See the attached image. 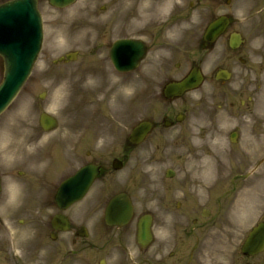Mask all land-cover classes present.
<instances>
[{"label": "rangeland", "instance_id": "1", "mask_svg": "<svg viewBox=\"0 0 264 264\" xmlns=\"http://www.w3.org/2000/svg\"><path fill=\"white\" fill-rule=\"evenodd\" d=\"M174 4L179 3L176 0H164L159 8V13L163 14L164 17V14L168 13ZM256 5H260L259 0H235L232 9H237L236 17L238 18V22H236V25L247 36L248 44L253 49H258L257 52L262 56L260 58L255 55L254 61H252L253 66L257 69L264 70V30L260 31L261 25L250 24V20L246 21L244 14L245 11ZM40 7L44 16L45 26L44 50L41 52L35 69H33L24 88L19 92L18 97L0 116V153H2L0 155L5 158L6 156L8 158L12 156L9 155L7 149H24L21 154L36 150L38 144L30 145L29 141L33 140L39 134L38 120L40 112L50 110L60 116L61 114L67 116V111L69 112L67 110V98L70 93V66H53V68L50 65V61L51 58L55 57V54H62L66 50L73 49L75 46L70 40L72 14L74 12H72L73 7L66 10H57L51 7L47 0H40ZM165 10L167 11L165 12ZM262 29H264V20L262 22ZM55 37L60 40H54L53 38ZM1 78H3L2 70H0V80ZM244 78L242 76H236L230 85H240L243 83L242 79ZM210 84H215L213 79H209L206 83V85ZM245 84L261 85V93L259 94L264 96V74L247 78ZM206 90H209V88H206ZM44 91L46 95L41 98L40 94ZM200 91H198V95ZM253 93L254 91H252ZM128 96L130 95L128 94ZM156 99V93L151 94L149 91L142 93V109L137 119L140 117L150 118L153 114L160 113V104L162 102L159 98ZM184 99L178 101L176 103L178 105H173V107L176 110H181ZM183 127V123L178 124L177 127L167 129L166 133L170 137L175 136L183 142ZM58 133L60 134V131ZM154 143H156V137H151L148 142L136 150L134 158L130 161V164L138 166L135 171L153 169V176L155 177L156 172L159 174L161 169L164 170L166 167L178 168L179 166L182 168V165L186 164L183 159L184 146L181 142L175 146L174 150L169 149L167 145L155 149L153 147ZM28 145H30L29 150ZM21 154L18 153L16 156L20 157ZM191 161L192 163L190 164L199 162L203 169V161L201 159L196 161L194 156H191ZM17 167L24 168L20 164ZM35 168L40 173L42 169L47 167L38 163ZM148 179L152 180L153 178L149 177ZM3 191L4 193L10 192L7 189H3ZM14 195L15 199L12 202L13 204H5L3 209L0 210V236L2 235V230L5 228V223L10 228V232L14 237L10 248L0 246V264H47L49 260L51 261L49 264H63L61 263V256L69 255L63 251L64 249L60 252V250H55L54 247L57 245H63V248L66 245V247H70L69 237L68 234H63L57 242H54L49 237L48 221L50 222L51 215L54 214L53 201L43 200L44 202L40 207L34 203L27 204L26 192L22 187L19 190L16 189ZM5 207L8 208L6 209ZM35 235L36 237H34ZM37 238H40L38 240L42 242V245L40 243L37 246V243H34ZM128 247V252H132L133 247L130 244ZM120 254L121 250L119 249L108 254L107 252L104 253L107 256L106 259L109 264H116ZM132 255L134 256L133 252ZM132 255L128 254L126 258L131 259ZM84 256H89L92 260L96 255L92 252H80L66 259L76 264L77 261L83 262V260H88Z\"/></svg>", "mask_w": 264, "mask_h": 264}, {"label": "flooded vegetation", "instance_id": "2", "mask_svg": "<svg viewBox=\"0 0 264 264\" xmlns=\"http://www.w3.org/2000/svg\"><path fill=\"white\" fill-rule=\"evenodd\" d=\"M120 1L121 20H109L110 28L117 29L119 37L126 38L130 35L147 41L149 35H158L156 23L152 28L148 24L135 27L136 21L133 19L138 16V9L134 6L126 11V6ZM231 111L235 112V108ZM195 113V110L190 111L189 117ZM210 125L209 133L218 129L217 121L211 120ZM243 161H248L247 156ZM181 184L183 203L177 204V201L169 198L162 204L158 196L154 198V233L160 240H155L152 253L154 258L161 256L155 264H264V254L254 259L237 250L238 242L242 240L241 237L238 238V227H245L249 218L252 219L255 199L253 182L191 181L185 178ZM165 209H169L171 213L165 215ZM246 232L242 234L243 240ZM233 246L236 249L233 255L221 250L223 247L231 249Z\"/></svg>", "mask_w": 264, "mask_h": 264}, {"label": "water", "instance_id": "3", "mask_svg": "<svg viewBox=\"0 0 264 264\" xmlns=\"http://www.w3.org/2000/svg\"><path fill=\"white\" fill-rule=\"evenodd\" d=\"M18 9L22 8L25 6L24 2H19L17 4ZM30 14L34 16V12L32 9H30ZM13 49H20L19 46H14L12 44ZM11 48H8V50L13 53L14 57L9 59L7 61V68H6V73H7V78L5 80V83L3 86L0 88V112L2 111L3 108H5L10 100L14 98L16 95L18 89H20L24 79H26V76L28 75L27 69L31 65V59L23 58V56H16L14 51ZM17 54V53H16ZM30 55L33 56V54L29 53ZM18 55V54H17ZM13 68L12 71H9V68ZM16 70V71H15ZM22 74L21 79H19V82L16 83L17 79L19 78V75Z\"/></svg>", "mask_w": 264, "mask_h": 264}]
</instances>
